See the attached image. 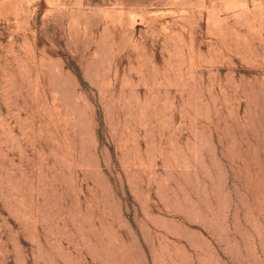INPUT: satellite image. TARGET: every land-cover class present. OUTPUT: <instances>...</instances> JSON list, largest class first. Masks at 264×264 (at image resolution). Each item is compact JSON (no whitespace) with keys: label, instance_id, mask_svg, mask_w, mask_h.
<instances>
[{"label":"rangeland","instance_id":"rangeland-1","mask_svg":"<svg viewBox=\"0 0 264 264\" xmlns=\"http://www.w3.org/2000/svg\"><path fill=\"white\" fill-rule=\"evenodd\" d=\"M0 264H264V0H0Z\"/></svg>","mask_w":264,"mask_h":264}]
</instances>
